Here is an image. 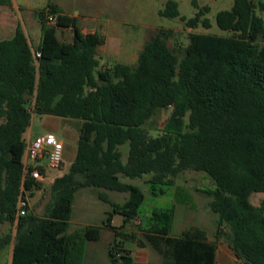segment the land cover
Masks as SVG:
<instances>
[{"label": "trees", "instance_id": "trees-1", "mask_svg": "<svg viewBox=\"0 0 264 264\" xmlns=\"http://www.w3.org/2000/svg\"><path fill=\"white\" fill-rule=\"evenodd\" d=\"M260 10L262 15L255 14L252 0H233L229 10L215 15L216 26L229 35L190 33L181 58L167 46L171 32L159 30L144 42L134 67L100 65L96 50L104 37L83 33L75 17L52 5L38 13L36 61L20 30L0 41V224L15 229L13 237L0 236V250L12 242L10 264H81L85 242L101 236L96 226L67 233L75 193L83 188L128 194L118 205L97 193L111 206L105 221L112 234L111 263H133L122 246L131 242L151 247L161 264H215L216 245L201 229L171 235L173 207L154 210L140 237L123 230L137 221L144 195L120 176H148L150 194L159 196L185 171L204 172L212 181L213 188L201 193L217 216L216 238L225 225L234 257L243 264H264V203L249 201L251 194L264 193V46L256 45L264 35V0ZM208 12L200 7L193 18L180 20L189 29H208ZM158 14L178 18L177 3L166 1ZM59 29H70V42H59ZM166 109L170 114L159 134L150 136L145 124ZM32 115L75 126L76 157L50 185L44 215L16 217L24 135ZM122 145L128 146L125 161ZM22 187L26 196L41 183L26 180ZM115 214L123 218L120 227L111 224Z\"/></svg>", "mask_w": 264, "mask_h": 264}, {"label": "rangeland", "instance_id": "rangeland-1", "mask_svg": "<svg viewBox=\"0 0 264 264\" xmlns=\"http://www.w3.org/2000/svg\"><path fill=\"white\" fill-rule=\"evenodd\" d=\"M27 2V0H22ZM62 2L66 10L76 14L80 28H91V26L101 25L105 27V32L97 29L101 36H105L109 42L120 39L124 48L137 51L150 36L156 34L159 30H169L166 43L170 51L178 58L183 56V51L188 44V35L190 33L209 34L216 36H228L229 32L220 30L215 24V15L223 10H229L233 0H173L177 3L179 17L166 18L159 16V11L164 7L168 0H55ZM196 2L198 8L208 7L209 12L204 15L210 22V27L204 29L198 26L195 29H189L184 26L180 18L188 20L193 18L198 12V8L193 5ZM255 5V14L262 15L260 3L263 0H252ZM28 4L36 8V17L38 13L52 5L53 0H28ZM54 6V5H52ZM62 10V9H61ZM63 12V10H62ZM94 17V18H93ZM39 19V18H38ZM107 31V32H106ZM65 34L58 32L59 42H70L72 32ZM256 45L264 46V35L259 37ZM100 65H111L113 63L125 64L134 67L136 59H126L114 55L109 49L103 51L96 50ZM138 54V53H137ZM170 114V109L159 112L155 117L145 124L149 135L155 137ZM1 122V121H0ZM63 122V123H62ZM27 132L32 138L35 136L54 132V135L63 143L64 152L70 156L74 162L76 157V148L78 140V130L75 126L64 122L61 118L32 115ZM25 137V136H24ZM122 154V160H126L127 145L119 147ZM42 164V163H41ZM69 161L61 169L64 174L69 169ZM58 170H47L45 181L40 182L41 187L38 190L27 192L28 200L27 214H34L42 217L48 204L51 201L50 179L55 176ZM121 182L137 186L143 193L144 199L138 209L137 221H130L124 226L127 233H135L137 237L141 236V231L146 229L150 223L151 214L154 210L174 208V219L172 223L173 237L180 236L182 232L192 228H198L204 231L207 239L216 245V263L221 264V257L225 255L226 264H243L237 260L227 246L226 236L229 233L228 228L221 226L222 235L216 238L217 216L207 207L208 199L201 191L212 189L213 184L207 174L204 172L185 171L179 174L171 187H163L165 193L159 196H153L149 192V185L146 183L148 176L142 179H128L119 177ZM104 193L105 197L112 203L121 205L127 198V193L114 191L83 188L75 193L72 203L71 217L67 233L84 226H96L100 228V240L94 250L93 244L85 242L84 253L81 258L82 264H123L122 262L111 263L108 261L107 251L111 243L112 234L106 228L105 221L107 214L111 212L109 203L100 201L97 193ZM249 201L254 206H260L264 203V193H253ZM123 218L113 215L111 224L120 227ZM14 225L10 223L0 224V236H14ZM123 248L129 251V255L134 258L132 264H160V257L151 247L138 248L134 243L125 242ZM227 254V255H226ZM9 259V248L0 252V264H6Z\"/></svg>", "mask_w": 264, "mask_h": 264}, {"label": "crops", "instance_id": "crops-1", "mask_svg": "<svg viewBox=\"0 0 264 264\" xmlns=\"http://www.w3.org/2000/svg\"><path fill=\"white\" fill-rule=\"evenodd\" d=\"M28 3H29L28 0H27V2L22 1V0H9V4L0 3V41L12 39L14 37V34L16 33V31L20 30L23 33V35L25 36L27 43L31 49V53L33 55L35 49L37 48V46L40 44V41H41V28H40L39 19L35 15L36 8L34 6L29 5ZM52 5L62 9L63 13L68 15V16H73V17L76 16V14H73V12L67 11L65 6L62 4V2L53 0ZM77 26L80 28L78 21H77ZM97 29L105 32V27L101 26V25H97V26L93 25V26H91V28H84V29H81V31L83 33H98ZM68 31H70V29H59L56 32V37H57L58 32H59V34L60 33L65 34V36L67 37L66 34ZM103 37H104V44L102 46H100L99 49H101L103 51H106L107 49H109L111 52L114 53V55H117V56L119 55L120 57L122 55V57H124L126 59H131V60L137 59V56H138L137 53H139L141 51L142 46H143L142 45L140 48H137L138 49L137 51H139V52H135L134 50H128V49L124 48L125 46H123L122 41L120 39H118L116 41L109 42L105 36H103ZM34 61H36V59H34ZM48 117H52V116H48ZM47 133L54 134V132H47ZM24 136H25L24 138L33 139L28 132H26ZM67 161H69V165H71V163L73 162L72 159L70 158V156L68 157V155L64 152V146H63L62 165H61L60 169H58L59 172L55 176H53L50 179V181L52 179L54 180L55 178L60 177L62 175L61 169L64 168L65 163ZM98 241L89 242V243L93 244L94 250L96 249V244L98 243ZM5 248H9V259H8L6 264H10L12 242L9 245L5 246L3 249H1L0 252L2 250H4ZM83 253H84V250H83ZM225 257H226L225 255H223L221 257V259H222L221 264H226ZM132 260L134 262L133 257H132ZM108 261H109V259H108ZM215 263H216V255H215ZM160 264H161V258H160Z\"/></svg>", "mask_w": 264, "mask_h": 264}, {"label": "built area", "instance_id": "built-area-1", "mask_svg": "<svg viewBox=\"0 0 264 264\" xmlns=\"http://www.w3.org/2000/svg\"><path fill=\"white\" fill-rule=\"evenodd\" d=\"M51 21V16H46ZM40 57L34 51L33 58ZM24 154L22 158L21 194L16 202V217L24 216L28 205L27 197L22 194L24 181L32 183L45 181L47 170H58L62 165L63 143L52 133L36 136L33 139L24 138ZM42 163V164H41ZM42 169L44 172L40 171ZM53 179L49 182L52 184Z\"/></svg>", "mask_w": 264, "mask_h": 264}]
</instances>
